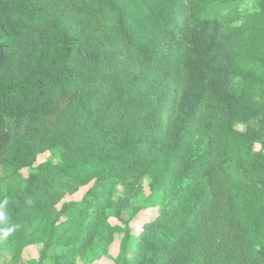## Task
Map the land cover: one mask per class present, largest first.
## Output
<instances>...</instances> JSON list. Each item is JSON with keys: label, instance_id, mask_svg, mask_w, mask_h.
Returning a JSON list of instances; mask_svg holds the SVG:
<instances>
[{"label": "trees", "instance_id": "1", "mask_svg": "<svg viewBox=\"0 0 264 264\" xmlns=\"http://www.w3.org/2000/svg\"><path fill=\"white\" fill-rule=\"evenodd\" d=\"M229 3L0 0V264H264V0Z\"/></svg>", "mask_w": 264, "mask_h": 264}, {"label": "rangeland", "instance_id": "2", "mask_svg": "<svg viewBox=\"0 0 264 264\" xmlns=\"http://www.w3.org/2000/svg\"><path fill=\"white\" fill-rule=\"evenodd\" d=\"M257 3L258 0H234V3H229L227 5L221 4V5H217L214 7V11L218 10V15L219 16H227V15H234L235 13H248V12H253L256 10L257 8ZM238 81H236V85H238ZM63 105L61 104L60 107H62ZM39 127L38 126H34L31 131L35 134V132H38ZM25 133H23L22 138L23 141L24 140H29V133L26 129L23 130ZM25 142V141H24ZM31 142V141H30ZM25 155V150L21 149L20 150V154H19V158H23V156ZM50 157V153L49 152H43L40 153L38 155V159L39 160H43L46 158ZM85 192V188L81 187L78 191H76V193L71 196L70 198L72 199H80L83 194ZM144 218V216H139L134 222H133V228L137 229L139 224H140V220ZM114 221V220H113ZM120 240V235H115L114 240L112 242V244L109 247V251L111 254H116L117 252V247H118V243ZM38 255V246L35 245H29L27 246L24 251H23V261H31L32 259H35ZM3 260H6L7 264H10L9 262V256L8 255H4L2 257ZM90 264H114V262H112L111 260L102 257L98 260H95L94 262L90 263Z\"/></svg>", "mask_w": 264, "mask_h": 264}]
</instances>
